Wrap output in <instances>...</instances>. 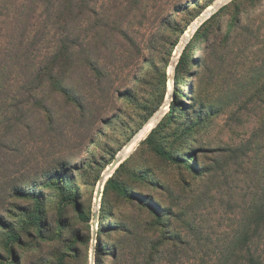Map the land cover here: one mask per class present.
<instances>
[{
    "label": "rangeland",
    "instance_id": "1",
    "mask_svg": "<svg viewBox=\"0 0 264 264\" xmlns=\"http://www.w3.org/2000/svg\"><path fill=\"white\" fill-rule=\"evenodd\" d=\"M24 1L0 0V65L8 68L2 70L0 82L7 79L14 85L0 107V207L5 200L4 208L12 210L0 212L18 223L19 212L38 202L32 196L12 195L14 187L40 191L46 239L41 234L25 237L24 245L17 243L10 253L0 225V264H33L35 256L56 258L68 251L76 229L88 245V264H97L98 256L102 264H145L156 242L155 264H212L238 228L242 209L256 189L254 171L264 173V133L259 131L264 104L259 99L246 102L244 96L248 82L255 78L261 84L264 79V0H248L244 29L228 42L231 15L219 10L233 0H96L100 13L110 7L119 13L126 7V37L110 32L107 48L98 46L97 51L96 38L89 44L102 77L91 76L90 87L89 75L85 77L90 70L83 74L76 68L67 82L86 106L80 108L58 92L46 94L51 115L35 107L28 88L21 87L29 81V69L54 43L42 30L43 16L37 21L40 35L25 31L20 45L28 21L17 10ZM211 17L207 35L178 65L196 30ZM87 20L81 27L84 43L91 34ZM190 20L191 36L175 60L187 31L178 34V29ZM248 27L255 33L249 41ZM20 48L32 53L25 70L7 58ZM235 84L243 90L238 101L232 99ZM138 136L120 170L116 172L118 165L108 174L111 163ZM154 147L176 158L164 157ZM64 161L65 168L60 165ZM51 175L63 179L64 192H72L75 200L61 203L63 191L44 184ZM112 175L136 196L111 186L107 190ZM137 196L165 214L158 229L152 227L154 214L135 201ZM76 200L85 215L92 216L90 222L73 219ZM95 237L99 242L93 254ZM77 246L86 248L82 242ZM65 264L86 263L70 257Z\"/></svg>",
    "mask_w": 264,
    "mask_h": 264
},
{
    "label": "trees",
    "instance_id": "2",
    "mask_svg": "<svg viewBox=\"0 0 264 264\" xmlns=\"http://www.w3.org/2000/svg\"><path fill=\"white\" fill-rule=\"evenodd\" d=\"M96 0H25L20 3L21 8L17 10V14L23 13V16L27 19V25L24 29L21 44L23 45L27 33L29 31L37 32V38L40 35L41 29H39L37 21L40 20L44 16L45 25L42 30L48 31V34L51 35V39L54 40L53 45L51 46L49 52L45 55L44 59L37 63V65L33 68L29 69V81L26 84H23L21 87L24 89L26 86L28 88V99L35 107L42 109L46 114L51 115V108H49L45 104V95H49L50 93L58 92L63 97L69 99L73 104L80 108H84L86 105L84 101L78 96L73 88L69 85L67 81L70 80V76L72 72L76 68H82L83 74L90 70L89 73H86L85 77L89 75L90 79H86L88 81V85L92 87V77H102L101 71H99L98 67H96L94 60L92 59V53L94 49L97 51V47L107 48V41L110 32H117L122 36L126 37V29L123 27L124 19L126 15L123 14L125 12L121 10V12H112L111 7L106 9L104 12L100 13L96 10L94 6V2ZM255 2L256 0H251ZM248 0H233L230 3L223 6L219 13L222 11H229L231 15V25L229 34L225 41L228 42L230 38L237 36V31L243 30L241 24L243 21V14L247 11L246 9L249 5H246ZM118 9V7H117ZM200 14V13H199ZM197 14L196 17L199 15ZM94 15V18L91 21V16ZM215 15V14H214ZM213 15V16H214ZM89 19L90 26L88 29V33H91L90 39L88 42L84 43L83 36L81 38V27L82 23ZM212 19L209 18L204 23L200 25V27L196 30L193 38L186 45L182 56L179 60L178 65L185 63L188 58V51H190V47L196 46L198 42H200L208 33L209 27L208 23ZM87 20V21H89ZM192 20L188 21L182 28L178 29V34H183L188 26L190 25ZM247 32L251 36L248 37V41L255 35L254 29L246 28ZM27 31V33H25ZM218 31L221 32V27L218 26ZM104 38L105 40H98L99 38ZM97 40V45H95L94 49L89 48V44L94 42L93 40ZM36 40V39H34ZM34 40L31 45H34ZM52 40V41H53ZM252 40V39H251ZM175 43L174 45H176ZM251 44V43H250ZM219 45L222 46V43L219 42ZM28 49V47H27ZM189 49V50H188ZM188 50V51H187ZM31 52L24 51L22 48L15 50L12 54L8 55L7 58L9 60L15 59V66H21L20 69L25 70V68H29L28 61L31 59ZM1 58V57H0ZM219 58V57H218ZM8 60V61H9ZM1 63V62H0ZM19 63V64H18ZM22 63L23 65H21ZM0 65V80L4 79V73L2 70L8 68H1ZM6 67V66H5ZM178 67V66H177ZM92 72V74H90ZM259 79V77H257ZM5 79L4 83L0 82V107L2 106V102L4 99L10 98V95L13 91L14 85H11L10 82ZM235 89L233 93L235 94L236 101L240 100L238 93H243V90H240V86L235 84ZM249 92L251 94L249 95ZM41 93V95H39ZM244 96L248 95L246 102L252 101L254 99H259L260 102L264 104V79L260 84L255 80V78L248 82L245 85ZM15 97V95H12ZM92 96V94H91ZM243 96V97H244ZM243 102V101H242ZM15 108V104H13ZM7 125H10L8 122ZM156 128H154L151 132V136ZM263 130L264 133V116L260 119V127L259 131ZM0 132V137H1ZM150 139L149 137L146 139ZM1 146V142H0ZM155 151L169 159H175L171 154H168L165 150L160 147H154ZM67 162H61V167L65 168ZM123 166V163L117 168L116 172L120 170ZM194 171L201 173L200 169H194ZM115 172V173H116ZM114 173V174H115ZM255 175H257L256 189L252 190L251 197H249V201L242 209V215L240 219V223L238 228L235 230L232 238L228 242L226 246L221 250L218 257H216L212 262V264H264V173L263 171H254ZM60 174H57L59 176ZM100 178H98L99 180ZM97 180V181H98ZM48 187L54 186L55 188L63 191V198L61 199V203L66 205L67 203L75 200L72 197V192L65 193L63 189V179L61 177H53L52 175L49 177L47 181L44 182ZM112 187L113 190L123 194L130 196H136L129 192V190L123 186L120 182H115V175H112L106 184V189ZM12 195H18L21 197H30L32 196L37 200L38 203L35 208L25 207L21 212V215L18 223H12L8 218L4 216V212H0V225L4 227L5 232L7 234V242L6 249L13 252V247L17 243H21L24 245L25 237H30L32 239L36 238L38 234L43 235V239H46V235H44V230L42 227L46 225L45 215L43 213L44 209L41 207L40 197L41 192L34 190L32 193L29 191H25L21 187H14ZM17 193V194H16ZM11 195V196H12ZM135 201L140 202L141 205L149 208L151 212L155 216V221L152 222V227H156L163 225L164 215L154 208L150 203L144 202L142 197H134ZM134 201V200H133ZM3 203H6L5 200H2V204L0 209L3 211H11L12 209H5ZM36 210L38 212H36ZM39 213V214H38ZM42 213L43 216L40 215ZM170 213V210L169 212ZM166 213V214H168ZM92 216H87L82 210L81 204L76 200L75 202V214L73 219L83 220L86 222H90ZM72 226V222H71ZM69 244L67 245L68 251L59 254L56 258H45V257H32L33 264H65L66 258H72V260H79L86 264L87 263V247L88 245L85 243V239L81 238L79 230L73 234V237L69 238ZM82 242L86 248H78L77 243ZM99 242V240H98ZM159 242L153 243L151 246V253L145 264H155V253L158 252ZM97 245V244H96ZM99 245V244H98ZM98 246H96L97 248ZM98 250V249H97ZM96 251V250H95ZM66 253V254H65ZM97 264H102L100 262L99 256L96 258ZM117 260V257L113 259V262ZM204 264H208L207 262Z\"/></svg>",
    "mask_w": 264,
    "mask_h": 264
},
{
    "label": "bare ground",
    "instance_id": "3",
    "mask_svg": "<svg viewBox=\"0 0 264 264\" xmlns=\"http://www.w3.org/2000/svg\"><path fill=\"white\" fill-rule=\"evenodd\" d=\"M212 7H209V10L211 9ZM208 10V11H209ZM207 12V11H206ZM208 14V13H207ZM198 25V22H196V23H193V25H192V29H194L196 26ZM191 28L190 29H188L185 33H184V35H183V37H182V39H181V43L178 45V47H177V49H176V53H175V60H177V58H178V54L181 52V50H182V48H183V46H184V44L188 41V39L190 38V36H191ZM180 55V54H179ZM153 125V121L149 124V126L146 128V130L143 132V133H146V132H148L149 131V129L151 128V126ZM140 139H141V137L140 136H138L136 139H135V141L132 143V145L130 146V147H128V148H126L125 149V151L123 152V153H121L119 156H121V157H126L130 152H131V150L133 149V147L140 141ZM130 145V144H129ZM128 145V146H129ZM112 172V171H111ZM105 179H106V177H105ZM98 242H97V239H96V237H95V241H94V247H93V251H95L96 250V244H97ZM93 264H95L94 262H93Z\"/></svg>",
    "mask_w": 264,
    "mask_h": 264
},
{
    "label": "water",
    "instance_id": "4",
    "mask_svg": "<svg viewBox=\"0 0 264 264\" xmlns=\"http://www.w3.org/2000/svg\"><path fill=\"white\" fill-rule=\"evenodd\" d=\"M122 160H123V157H121V156L118 155V156L115 158V160L111 163V165L109 166L108 174H109L111 171L115 170V169L118 167V165H120V163L122 162ZM104 181H105V176L102 178L101 182L99 183V187H98V190H97V197H96V201H95L96 205H99V203H100V197H99V194H100V192H101V187L103 186V182H104Z\"/></svg>",
    "mask_w": 264,
    "mask_h": 264
},
{
    "label": "built area",
    "instance_id": "5",
    "mask_svg": "<svg viewBox=\"0 0 264 264\" xmlns=\"http://www.w3.org/2000/svg\"><path fill=\"white\" fill-rule=\"evenodd\" d=\"M95 236H96V235H95ZM92 253L95 254V251L92 250ZM93 262H94V260H93Z\"/></svg>",
    "mask_w": 264,
    "mask_h": 264
}]
</instances>
